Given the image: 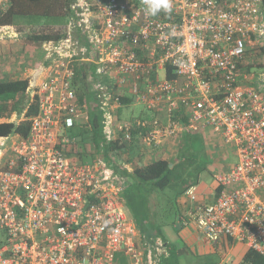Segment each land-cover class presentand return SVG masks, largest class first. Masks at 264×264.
I'll return each instance as SVG.
<instances>
[{
    "label": "built area",
    "instance_id": "built-area-1",
    "mask_svg": "<svg viewBox=\"0 0 264 264\" xmlns=\"http://www.w3.org/2000/svg\"><path fill=\"white\" fill-rule=\"evenodd\" d=\"M9 2L0 0V15ZM146 5L76 0L68 38L44 46L46 63L28 89L29 102L38 103L30 132L0 138V264H121L120 253L131 264H158L155 251L167 253L161 241L149 245L127 215L120 177L72 155L78 56L98 66L108 140L119 133L129 140L135 126L149 130L148 147L184 131H212L235 147L238 162L217 177L218 197L207 202L197 186L187 190L191 221L209 245L232 240L264 257V92L262 80L241 67L264 47L262 0H171V11L157 16L145 15ZM12 28L0 27V41ZM114 88L163 112V120L120 123Z\"/></svg>",
    "mask_w": 264,
    "mask_h": 264
},
{
    "label": "trees",
    "instance_id": "trees-1",
    "mask_svg": "<svg viewBox=\"0 0 264 264\" xmlns=\"http://www.w3.org/2000/svg\"><path fill=\"white\" fill-rule=\"evenodd\" d=\"M75 2L76 0H10L8 9L0 15V27H13L19 33L18 42L23 47L20 62L8 64L9 71L0 69V97L17 96L10 103H0V138L15 134L23 138L28 136L31 119L38 114V103H30L25 99L30 86L25 72L38 69L46 63V44L59 43L68 38L70 24L76 20V10L73 8ZM262 10L264 13V0ZM76 28L89 55L92 46L81 28ZM80 59V56L76 57L72 64L75 71L73 86L80 108V115L71 132L75 137L72 155L83 163L98 162L118 175L124 185L121 200L127 215L149 245L154 247L157 241H161L167 251L162 255L155 251L158 264H181V256L188 252V246L184 244L188 233L184 229L190 228V224L185 226L183 220L190 223V212L195 206L185 197L187 190L196 186L191 181V172L188 170L194 160L196 144L202 142L204 136L199 132L184 131L173 139L174 146L167 142L160 149L155 146L148 148L142 138L149 130L134 126L129 140L125 138V133H119L113 140H108L98 96V66L94 61L83 62ZM0 61H3L2 57ZM241 67L251 70L254 65L247 63ZM258 67L261 68V65ZM168 78L175 79L171 68ZM114 92L120 97L122 107L135 102L128 90L114 88ZM28 102L30 105L19 123L2 121L9 120L14 114L20 117ZM122 115L123 109L120 108L117 119L124 124L128 121ZM169 148L174 151L176 159H170ZM169 189L174 194L163 196ZM218 191L219 188L216 193ZM164 200H169L168 207L172 205L175 208L170 217L169 210L162 209ZM166 227L177 233L176 240L172 241L168 237ZM227 242L236 245L232 240ZM117 259L120 261L119 256ZM239 264H264V257L247 250Z\"/></svg>",
    "mask_w": 264,
    "mask_h": 264
},
{
    "label": "rangeland",
    "instance_id": "rangeland-1",
    "mask_svg": "<svg viewBox=\"0 0 264 264\" xmlns=\"http://www.w3.org/2000/svg\"><path fill=\"white\" fill-rule=\"evenodd\" d=\"M22 48L23 47L21 44H19V42L16 41L15 43H11L9 38H7L0 45V57L3 59L6 57L9 63L14 62L16 64L20 62V52ZM252 62L258 64L255 59H253ZM1 63L2 61H0V69H5V66L1 65ZM39 70V68L29 69L25 72V76L30 81H33V79L38 80ZM251 72L252 75L256 76V80H262V82H259L258 85L259 88L264 92V79L262 78L264 75V67H253ZM163 75L164 73L161 71L162 78ZM16 97L14 96L13 98V96H2L0 97V103H10V101H14ZM25 99L26 101L31 100L30 95L28 94V97L26 96ZM143 108L144 106L139 104V102H134L132 105L124 106L122 115L123 119L129 121L134 112L138 115L143 110ZM16 115L17 114L11 116L9 120L4 119L2 121H16L19 119L16 118ZM202 135L204 136V140L196 144L197 148L195 149L194 160L191 162L192 164L188 172H191V181L198 187L201 199L210 202L215 199L216 191L219 187L217 177L236 165L238 162V157L235 147L225 144L222 138L216 136L215 133L209 131L204 132ZM168 152L171 154L170 159H176L172 148H169ZM171 194H174V191L169 189L163 196H172ZM181 201L183 202L182 199ZM168 202L169 200L163 201L164 204L162 205V209L169 210L168 216L170 217V213L174 214L175 208H173L172 205H169L168 207ZM172 216L173 215H171V217ZM189 220L190 229L192 230L187 234L186 239L184 240L185 246H188V252L181 256V264H234L235 261H239L242 258V255L245 254L246 248L243 244L237 243L236 245L232 246V244L228 243V245L221 244L218 247L209 245L201 237V235L195 231L191 217H189ZM165 232L172 241L176 240L178 237L177 233H175L169 227L165 228ZM118 256L120 257L121 264H131L130 258L124 253H120Z\"/></svg>",
    "mask_w": 264,
    "mask_h": 264
},
{
    "label": "crops",
    "instance_id": "crops-1",
    "mask_svg": "<svg viewBox=\"0 0 264 264\" xmlns=\"http://www.w3.org/2000/svg\"><path fill=\"white\" fill-rule=\"evenodd\" d=\"M11 31H10V33H8L9 35H8V37H9V41L11 42V43H15L16 41L18 42V38H19V33H18V35H17V33H15L16 32V30L14 29V28H12V29H10ZM6 39H4V40H2V43L5 41ZM2 43H0V45L2 44ZM264 48V47H263ZM263 48L261 49V52L258 54V56L255 58V61H257L258 62V64H255V63H253L252 61H249V62H251L250 64L251 65H254V67H258L259 65H261V68H263L264 67V50H263ZM8 52V51H7ZM4 61H2V63H1V65H4L5 66V69H7V71H9L8 70V64H13L14 62H12V63H9V61L6 59V57H5V59H3ZM263 63V64H262ZM10 66V65H9ZM247 73L248 74H252V72H251V70H247ZM264 76V75H263ZM261 82V81H260ZM139 104H142V103H139ZM142 106H144V108H143V110L137 115V114H135V112L133 113V116L131 117V119L129 120L130 122H132V123H134V122H136V121H138V120H141V121H148L150 124H151V120H153V119H155V118H159V119H162L163 120V118H164V114H163V112H154V111H149V110H147L146 109V106H145V104H142ZM26 110H27V107L24 109V111H23V113H22V117L24 118V114H25V112H26ZM21 116L19 117L18 115H16V118H19V120H16V121H13V122H20L23 118H21ZM212 132V131H211ZM199 133H202V132H199ZM202 134H204V133H202ZM173 141L174 140H170L168 143H173ZM167 143V144H168ZM163 146V144L161 145V146H157L159 149L161 148ZM171 146H174V143H173V145H171ZM170 156H171V154H169ZM169 156V157H170ZM130 169V171H131V168H129ZM192 229H190V228H188V229H184V232L186 233H189L190 231H191ZM226 243H229V242H226ZM225 245V244H224ZM228 245V244H227ZM233 246V245H232ZM244 247L246 248V251L248 250V248L244 245ZM246 253V252H245ZM244 255V254H243ZM243 255H242V257H243ZM242 259V258H241ZM241 259L239 260V261H235L234 262V264H239V262L241 261ZM229 261V260H228ZM231 261V260H230Z\"/></svg>",
    "mask_w": 264,
    "mask_h": 264
},
{
    "label": "clouds",
    "instance_id": "clouds-1",
    "mask_svg": "<svg viewBox=\"0 0 264 264\" xmlns=\"http://www.w3.org/2000/svg\"><path fill=\"white\" fill-rule=\"evenodd\" d=\"M162 11L163 12L171 11V0H147V5L144 9L145 15L157 16Z\"/></svg>",
    "mask_w": 264,
    "mask_h": 264
}]
</instances>
